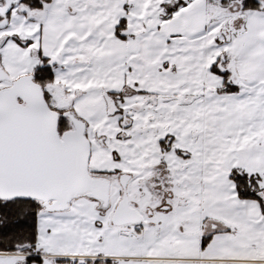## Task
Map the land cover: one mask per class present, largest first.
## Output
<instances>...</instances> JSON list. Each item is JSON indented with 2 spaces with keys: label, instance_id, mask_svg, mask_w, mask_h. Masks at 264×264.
<instances>
[{
  "label": "snow or ice",
  "instance_id": "6c2138e0",
  "mask_svg": "<svg viewBox=\"0 0 264 264\" xmlns=\"http://www.w3.org/2000/svg\"><path fill=\"white\" fill-rule=\"evenodd\" d=\"M0 264H264V0H0Z\"/></svg>",
  "mask_w": 264,
  "mask_h": 264
}]
</instances>
